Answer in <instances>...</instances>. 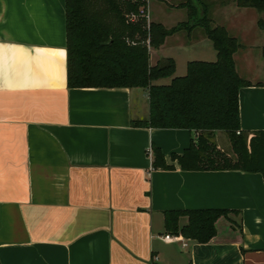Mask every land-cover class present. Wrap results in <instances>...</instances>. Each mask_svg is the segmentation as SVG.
Here are the masks:
<instances>
[{"label":"crops","instance_id":"crops-1","mask_svg":"<svg viewBox=\"0 0 264 264\" xmlns=\"http://www.w3.org/2000/svg\"><path fill=\"white\" fill-rule=\"evenodd\" d=\"M160 1L146 0L149 21L172 28L179 21L167 24L172 9ZM247 8L216 5L212 17H249L259 30L239 55L241 72L240 48L233 55L250 82L238 91L240 129L256 131L264 130V28ZM65 22V0H0V264H264L262 175L181 169L172 155L197 133L133 126L149 115L147 88L68 87ZM214 24L247 35L241 23ZM149 55L151 65L175 64L155 85L184 76L190 61L216 60L198 27L165 36ZM153 146L170 168L152 167ZM190 209L229 212L206 243L165 231V211Z\"/></svg>","mask_w":264,"mask_h":264},{"label":"trees","instance_id":"trees-1","mask_svg":"<svg viewBox=\"0 0 264 264\" xmlns=\"http://www.w3.org/2000/svg\"><path fill=\"white\" fill-rule=\"evenodd\" d=\"M234 3L254 8L264 15V0H185L187 20L172 28L138 17L146 0H65L67 86L143 87L148 89L149 115L132 120L133 126L184 128L197 134L182 154H173L184 170L236 169L260 173L264 180V130L240 129L238 91L250 82L236 71L233 55L241 47L238 39L223 26L213 23L216 5ZM258 25L264 28V19ZM201 28L216 50V60L190 61L184 76L155 85L159 78L171 76L174 61L163 58L149 62V48H157L164 37L180 29ZM264 57V46L262 47ZM227 134L232 154L217 147L214 132ZM153 168L168 169L158 147H152ZM227 209L168 210L164 212L165 231L181 234L198 243L215 234V222L227 217ZM187 222L178 225L180 216ZM190 264V263H189Z\"/></svg>","mask_w":264,"mask_h":264},{"label":"rangeland","instance_id":"rangeland-1","mask_svg":"<svg viewBox=\"0 0 264 264\" xmlns=\"http://www.w3.org/2000/svg\"><path fill=\"white\" fill-rule=\"evenodd\" d=\"M156 2L158 0H155ZM185 1V0H183ZM162 2L161 4L163 5L164 9L166 10H169V9H172L171 10V14L169 15V17L167 18V24H175L176 22H182V21H186L187 20V11H186V7L184 8H179L178 7V4L180 3V0H164V1H160ZM170 7V8H169ZM249 11H253L256 13L257 16H259L260 18L264 19V16L263 14H260L259 12H257L254 8H247ZM221 11L223 10H220V11H216L215 13V17H214V20H213V23L216 22L217 24H224L225 26H227L228 28L232 25V24H236V23H241L242 24V28H243V31L245 32V30L247 31V35L242 37L244 33H237V31H233L231 28L229 29L230 31V34L235 36L239 43L241 44V47L240 49L238 50L239 51V54H238V58H236V62H237V65H238V69L242 70V62H241V59L239 57V55H241L242 53H244V50L246 47L244 44H247L248 41H252V40H256L258 37H259V30H254L252 28V23L249 21V17H235V18H230V19H227L226 21H221L220 19V15H221ZM127 16V15H126ZM241 21V22H239ZM146 22V21H145ZM221 22H225V23H221ZM261 33H264V32H261ZM264 35V34H263ZM149 51H150V48H149ZM256 49H253L252 50V53H256ZM221 132V136H219V138L217 139L218 142L221 144V147H222V150H224L225 152L232 154V151H231V147H230V143H229V139L227 137V134H225L224 132L222 131H219ZM226 135V136H225ZM215 140V139H214ZM216 143V141H215Z\"/></svg>","mask_w":264,"mask_h":264},{"label":"built area","instance_id":"built-area-1","mask_svg":"<svg viewBox=\"0 0 264 264\" xmlns=\"http://www.w3.org/2000/svg\"><path fill=\"white\" fill-rule=\"evenodd\" d=\"M146 4V3H145ZM138 17H142L145 19L146 21V24H149V16H148V12L146 10V7L144 5V7H141L138 11V13L136 12H130L128 15H127V18L130 20V21H135ZM164 239L166 241H172L173 237L169 234H166L164 236Z\"/></svg>","mask_w":264,"mask_h":264}]
</instances>
